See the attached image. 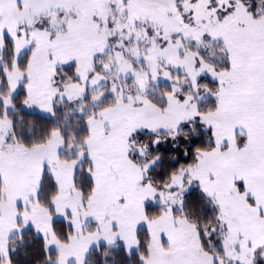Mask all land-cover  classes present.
<instances>
[{"label":"snow or ice","instance_id":"snow-or-ice-1","mask_svg":"<svg viewBox=\"0 0 264 264\" xmlns=\"http://www.w3.org/2000/svg\"><path fill=\"white\" fill-rule=\"evenodd\" d=\"M0 264H264V0H0Z\"/></svg>","mask_w":264,"mask_h":264},{"label":"trees","instance_id":"trees-1","mask_svg":"<svg viewBox=\"0 0 264 264\" xmlns=\"http://www.w3.org/2000/svg\"><path fill=\"white\" fill-rule=\"evenodd\" d=\"M41 115H43V114H40V113H32V114L29 116V118H30V119H35V118H38V117L41 116Z\"/></svg>","mask_w":264,"mask_h":264}]
</instances>
